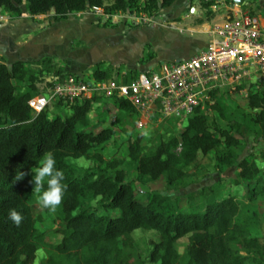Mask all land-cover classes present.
I'll return each instance as SVG.
<instances>
[{
  "label": "trees",
  "instance_id": "trees-1",
  "mask_svg": "<svg viewBox=\"0 0 264 264\" xmlns=\"http://www.w3.org/2000/svg\"><path fill=\"white\" fill-rule=\"evenodd\" d=\"M173 2L0 0V8L13 17L23 13L32 17L51 15L58 22L69 14L93 7L102 8L110 15L142 13L156 17ZM209 4L202 2L204 7ZM54 59L44 56L10 64L0 61V264H34L38 249L44 251L45 257L37 264H142L132 236L136 229L158 233L159 241L154 243L149 255L154 264H264V240L258 235L259 216L235 196L220 197L216 187H207L189 194L191 198L203 197L199 206L185 211L173 206L167 210L170 197L158 191H153L146 202L136 193L139 180L161 176L168 189L174 190L188 179V170L196 166L199 153H213L219 173L234 167L237 177L250 183L249 200L264 197V170L257 165L252 152L243 157L236 152L244 148L248 135L264 138L263 85H250L247 96L237 97L243 105L235 107L241 121L232 119L215 99L211 110L217 118L227 121L225 126L196 107L178 134L173 133V127L179 120L168 119L144 143L128 139L125 147L128 161L105 160L98 151L114 135V128L103 127L97 132L88 128V114L100 96L75 99L72 103L57 100L56 108L66 106L71 110L64 117L57 114L49 118L46 108L35 114L28 105L39 93L37 83L47 76L67 75L59 59L57 62ZM102 66L104 62L96 63L91 77L111 78L113 67L101 69ZM133 77L127 75L124 82ZM105 100L117 110V123L134 114V109L122 98ZM46 151L54 153L57 169L64 172L67 191L55 212L41 207V212L34 215L33 204H40L32 193L34 185L29 182L34 175L31 169L39 166ZM260 157L264 161V151H260ZM69 158L93 160L94 166L80 171ZM132 169L135 178H130ZM18 171L28 175L16 180ZM97 198L99 207L87 205ZM100 208L116 209L118 214L98 212ZM10 209L22 213L20 226L9 218ZM42 213H53L59 219L61 225L52 231L61 235L59 241H50L45 232L37 229ZM183 238L187 242L179 252L178 244Z\"/></svg>",
  "mask_w": 264,
  "mask_h": 264
},
{
  "label": "built area",
  "instance_id": "built-area-1",
  "mask_svg": "<svg viewBox=\"0 0 264 264\" xmlns=\"http://www.w3.org/2000/svg\"><path fill=\"white\" fill-rule=\"evenodd\" d=\"M205 1L210 2L211 12L220 11L219 22L202 29L210 38L192 56L161 62L127 83L114 78L86 80L75 74L48 76L28 105L36 114L57 100L72 103L94 95L122 98L134 109L136 127L143 131L151 118L153 126L165 119L187 120L196 107L211 111L219 95H247L250 85L264 86V23L233 0ZM139 15L131 18L150 21Z\"/></svg>",
  "mask_w": 264,
  "mask_h": 264
},
{
  "label": "rangeland",
  "instance_id": "rangeland-1",
  "mask_svg": "<svg viewBox=\"0 0 264 264\" xmlns=\"http://www.w3.org/2000/svg\"><path fill=\"white\" fill-rule=\"evenodd\" d=\"M201 0H194V2L199 3ZM174 3V2H173ZM172 3V4H173ZM264 4V1H262ZM197 4V5H198ZM245 8H249L251 6L250 3L247 1L244 4ZM175 6V3L164 10V15L160 13V15L156 16L154 18L155 22L163 23L164 21L169 18V16L173 13V7ZM198 7L201 8L200 5ZM250 10V8H249ZM82 13H90L93 16H95V22H104V21H110V23L120 22V21H129L131 23H141L144 24L141 20H135L131 19V17L127 14L118 13L110 18L107 19L106 15H104V12L102 9L96 11V10H87ZM204 14V13H203ZM75 13L70 14L67 16V20L61 19L59 22L54 21L51 17V15H37V16H30L29 14H24L20 17H14L15 19H11V17L8 16L7 20L2 19L3 14L0 12V22L3 20L5 22V25L0 26V30L8 31L11 27H16L17 30H19V35L21 37L27 38V37H34L36 38V43H30L24 46H16L19 48V51L21 53H25L27 51H30L31 54L26 56L25 58L28 61H35L43 56L44 54L48 52L47 49H44V34H50L51 32H55V30H60L63 25H68V30H74L79 25H73V16H75ZM184 15H188V17L184 18ZM7 16V15H5ZM77 16V15H76ZM84 16V15H82ZM89 16V14L85 15V17ZM139 15L136 14V17ZM195 17V18H194ZM181 18L183 19L181 23H176L178 20H169L166 21L172 22L175 21V25L178 27H181V29L184 30L185 36L195 37L193 35H188V31H186V27L188 23L191 25H197L196 23V16H194L191 12L188 11L182 13ZM206 18V14H204V17L200 20H204ZM2 21V22H3ZM64 21V22H63ZM79 28V27H78ZM165 30V29H164ZM161 30H159L156 34V38H153V44L155 47H157L159 50L164 49L168 46V41L165 37L161 36ZM174 31L171 29L170 31L165 30L164 33L166 36L171 38L172 41H174V38L180 37L178 35L174 34ZM199 34V33H198ZM76 35V34H75ZM200 36H205V34H199ZM74 35L65 36V39L72 38ZM40 39L41 41H38ZM44 39V42H43ZM162 39V40H161ZM48 40L50 43H57L59 41L55 40L52 37H49ZM47 43V44H50ZM15 46H11L12 51H15ZM55 50L54 53H57L59 55H62V53L66 52V46L64 47H50ZM39 55H41L39 58H37ZM23 59V58H21ZM59 59V58H58ZM57 62V58L54 59ZM171 60V59H170ZM0 61L4 64H10L9 59L7 56L0 55ZM62 61V60H61ZM67 60H63V66L66 65ZM60 63V59L58 60ZM168 62V61H166ZM70 63V62H69ZM107 64V63H106ZM89 71V70H88ZM87 70L84 72L81 71V73L84 76H89L90 73H86ZM47 78V77H45ZM44 78V80H45ZM44 83L40 82L37 83V89L39 90V93L42 91ZM245 96L239 93H232V94H224L217 98V102L222 103L223 107H225L232 117V119L240 120L242 119L241 115L236 111L235 107L238 105L240 108L243 107L241 105V100L237 97ZM101 99H98L93 102L92 109L90 110L88 114V128L93 130L94 132L99 131L103 127L111 126L114 128L115 132L114 135L111 137V139L104 145L102 150H99L98 152L101 154V156L107 160L111 158L119 159L123 162L128 161L129 158L126 155L125 147L128 143V139H137L139 142L144 143L146 140V137H151L155 133L157 128L153 126L154 124L153 118L149 121L147 128L144 129V131H147L148 135H143V132H140V130L136 127V117L135 115L127 116L123 119L122 122H116L115 121V114L117 110L114 108V106H109L105 98L99 97ZM55 102L52 101L49 103V105L46 107L47 114L49 118L55 117L57 114L61 117H64L66 115H69L71 110L69 107H55ZM210 118H216L218 123L222 126H225L227 124V121H225L222 118H217L216 112L209 111ZM186 125V120H183L178 125L173 127V133L178 134L180 130ZM254 147V148H253ZM260 151H264V138H256L253 134L248 135L245 138L244 148L241 150H237L236 152L240 157L247 156L249 152H252L254 154V160L257 163L259 167H261L264 170V161L260 157ZM213 153L203 155L201 153L198 154L197 157V164L196 166L193 165L189 168L188 173L189 177L185 182H181L174 190L168 189V186L165 183V180L163 176L156 178L154 180L152 179H145V180H139L138 183H136V193L138 194L139 198L142 199V202H146L150 195L153 193V191H158L163 195H167L170 197L168 199V205L169 207H165L167 210H169L170 206H173L176 209H185V211L192 210V207L199 206L202 201V195L195 196L193 198L189 197V194L192 193H198L202 189H205L207 187H216L218 193L217 195H221L220 197L226 196V195H233L235 196L240 202L246 203L248 206H250V209L255 211L256 214L259 216L258 220V235L262 236V239L264 240V197H258L255 201L249 200V193H248V187L250 183L242 181L240 178L236 175V169L234 167L228 168L225 172L219 173L215 166H214V159H213ZM70 163L75 165L80 171L90 168L94 166L93 160H86L84 158L74 159L69 158L68 159ZM135 172L134 169L130 172V178H135ZM100 200L99 198L92 200L91 202H88L87 205L90 207H99ZM204 210V207H201V211ZM32 211L34 215H37L41 212V206L38 204H33ZM98 212H104L109 214L110 216H116L118 214V211L111 210V209H105L100 208ZM59 219L53 214V213H42L41 215V221L37 222L36 227L39 231L45 232L47 236L49 237V240L52 242H57L61 238V235L59 233H52L53 230L57 229L60 226ZM134 243H135V249L136 254L139 257V259L142 261V264H154L150 261V251L153 248L154 243L159 241V235L154 230H144V229H136L132 233ZM187 242L186 238L181 239L179 241L178 250L179 252L183 251L184 245ZM35 260L34 264H37L38 262L43 261L45 257V253L42 249H38L35 253Z\"/></svg>",
  "mask_w": 264,
  "mask_h": 264
},
{
  "label": "crops",
  "instance_id": "crops-1",
  "mask_svg": "<svg viewBox=\"0 0 264 264\" xmlns=\"http://www.w3.org/2000/svg\"><path fill=\"white\" fill-rule=\"evenodd\" d=\"M246 1L251 4L249 7L250 10L249 8H245V5L240 7L251 15L259 18L261 22L264 23V4L262 3L264 0ZM202 2L209 1L201 0L199 1L200 4H198L194 2V0H174L175 6L173 7V13L166 19V21L178 20L176 23H181L183 20L181 18L182 13L186 11L189 13L191 12L194 16L198 17L196 18L198 19L196 20L197 25H191L190 23L186 24V31H188V35H193L195 33V37L185 36L184 30L175 25V21L168 23L164 21L165 24L158 23L154 21L155 17H148L147 15L150 21L144 24L120 21L104 25L103 23H108V21L97 23L94 21L95 16L92 14L77 12L75 13L77 16H73V25L78 24L79 28L68 30V25L65 24L58 31L55 30V32H51L50 34H44V49H47L49 52H46L44 55L57 59L59 58L62 65L63 60L68 59L64 66V70L68 73H76L81 76H84L81 71L84 72L85 70H87L86 73H90L89 75H91L94 65L104 62L105 66H102L101 69H106L110 65L113 67L110 70L112 72V77L124 82L127 75L134 76L127 81L130 82L141 71L155 69L156 66L164 61L188 58L205 47L210 36L207 33H203L202 29H207L214 21L219 22L220 11L218 13L211 12L208 7L202 6ZM173 4L163 8L160 13L163 14L164 10L171 7ZM197 4L200 5L201 8L198 7ZM0 12L3 14L2 19L7 20L8 16L11 17V19H15L2 8H0ZM203 13L206 14V18L202 21L200 19L204 17ZM24 14L25 13H23V15ZM87 14H89V16L84 18ZM116 14H107V19ZM132 15H136V13H132L129 16L132 17ZM125 16H127V14H125ZM184 16V18L188 17V15ZM64 19L67 20V18ZM2 21L3 20L0 22V26L5 25V22ZM161 29L162 31L160 34L162 37L166 38L168 46L159 50L151 40L156 38V33ZM164 29L167 31L171 29L177 30L174 31V34L178 35L181 40L174 38V41H172L171 38L166 36ZM198 33L205 34V36H200ZM69 35L74 36L65 39V36ZM49 37L59 41L58 44L50 43L48 40ZM36 41L35 36L27 38L21 37L16 27H11L8 31L2 29L0 30V55L7 56L9 59L8 63L17 60L28 61L25 57L30 55L31 52L27 51L26 54L21 53L16 46L21 47L30 43L34 44ZM38 41L41 40L38 39ZM11 46L16 47L15 51H12ZM63 46H66V52L62 53V55L54 53L55 50L50 48ZM148 53H150V55H148ZM40 56L41 55L37 58ZM84 77L88 76L86 75ZM109 106L112 105L109 104Z\"/></svg>",
  "mask_w": 264,
  "mask_h": 264
},
{
  "label": "clouds",
  "instance_id": "clouds-1",
  "mask_svg": "<svg viewBox=\"0 0 264 264\" xmlns=\"http://www.w3.org/2000/svg\"><path fill=\"white\" fill-rule=\"evenodd\" d=\"M94 8L95 7H93L90 10H93ZM98 9L100 10L102 8H98ZM104 15H106V17H107L106 13H104ZM66 74L67 75L68 74L79 75L76 73H68V72H66ZM84 78L86 80H91V79L96 80L95 78L91 77V75H89L88 77H84ZM111 78H114V77L111 76ZM111 78H109V79H111ZM114 79L118 80L117 78H114ZM105 80H107V79H105ZM42 82H44V81H42ZM219 96H221V95H219ZM219 96H217L215 99H217ZM245 96H247V95H245ZM100 97L113 98V97H104V96H100ZM215 99H214V102H215ZM108 104L112 105V103H108ZM134 115H135V111H134ZM166 120H168V119H165L163 121H166ZM163 121L159 122L157 124V126H155V128H157L159 126V124L162 123ZM182 121L183 120H179V123L181 124ZM140 132H143L142 134L145 136L148 135L147 131L143 130ZM56 163H57V161H56V157H55L54 153L52 151H46L43 154V156L39 162V166L31 169V171L34 173V175L32 177V180L29 181L30 183H32L34 185L32 193L37 195V202L40 204V206L42 208L48 209L51 212H55L56 209L62 204L65 193L67 191V184L63 183L64 172L60 169H57ZM26 175H28V173L18 171L16 176H15V179L21 180ZM45 185H46V187H45ZM9 218L11 219V221L16 226H20V224L22 223V221L24 219L22 213L17 211L16 209H10Z\"/></svg>",
  "mask_w": 264,
  "mask_h": 264
},
{
  "label": "water",
  "instance_id": "water-1",
  "mask_svg": "<svg viewBox=\"0 0 264 264\" xmlns=\"http://www.w3.org/2000/svg\"><path fill=\"white\" fill-rule=\"evenodd\" d=\"M245 1L246 0H233V2H235L237 5H239V6H243L244 4H245ZM24 2H25V0H24ZM53 13V12H52Z\"/></svg>",
  "mask_w": 264,
  "mask_h": 264
}]
</instances>
